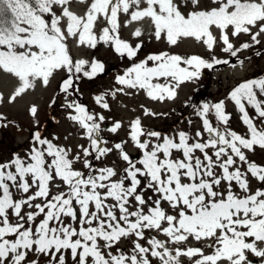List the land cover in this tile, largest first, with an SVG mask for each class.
<instances>
[{"label": "snow or ice", "instance_id": "6c2138e0", "mask_svg": "<svg viewBox=\"0 0 264 264\" xmlns=\"http://www.w3.org/2000/svg\"><path fill=\"white\" fill-rule=\"evenodd\" d=\"M78 2L86 4L83 14L71 10L73 0H0V70L18 80L9 102L62 73L49 108L63 95L59 106L86 140L59 143L30 107L28 144L0 159V264H264V164L248 156L264 149V75L229 93L244 134L229 126L223 100H189L199 126L188 119L175 131L155 130L137 116L127 139L110 143L102 133L118 134L122 121L102 128L105 115L72 98L78 82L105 73V63L74 57L69 44L102 43L128 62L115 77L120 87L95 95L102 109L111 110L108 97L125 89L175 101L184 84L230 63L216 56L217 47L229 57L264 47V0H212L210 8L200 0ZM145 20L149 39L171 47L194 39L208 56L167 49L141 56ZM133 23L140 25L135 43L121 38L122 26ZM12 123L0 114V127ZM190 239L200 246H189Z\"/></svg>", "mask_w": 264, "mask_h": 264}, {"label": "rangeland", "instance_id": "374dc122", "mask_svg": "<svg viewBox=\"0 0 264 264\" xmlns=\"http://www.w3.org/2000/svg\"><path fill=\"white\" fill-rule=\"evenodd\" d=\"M215 5L212 4V0H200V7L210 8ZM86 9V4L79 3L78 0H73L71 4V10L83 14ZM122 20L124 17L121 18ZM140 26L137 23H133L128 27H123L121 29V36L128 41L133 43L136 42L133 36L134 29ZM150 22L145 20L143 22V29L146 33L144 39L145 44L140 53L141 56L148 54L153 51L159 50H171L172 52L186 54V55H200L203 57L208 56L207 50L199 44L194 39H184L178 46L171 47L163 41H155L154 39H149L147 36L150 30ZM241 40H247L248 37L241 36ZM237 44L239 41L236 42ZM71 47V52L74 57H90L95 56L101 59L106 66L105 73L101 74L99 77L89 80L87 78L83 79L81 83V90L85 95V100L88 102L89 109L92 112L100 113L105 115L106 120L101 124L110 127L112 122L115 120L122 121L124 127L119 131L118 134L106 133L110 140L109 142L117 141L118 138L127 139L126 132L128 131L127 125L131 120L139 116L146 127L153 128L155 130L166 131L167 123L174 122L177 118L175 114L178 107L183 103V101L191 95L194 89H196L199 84H207V91H210L213 96L221 97L227 93L228 88L235 84L238 80L243 79L250 73L256 70L257 65L260 67L264 66V54L256 55L244 60V64L239 63L233 65L223 66L211 75L205 70L203 76L196 81L188 82L184 84L179 90L178 97L175 101H164L158 102L147 97L144 91H139L135 94H125L129 90L125 89V93H120L117 97H108V102L110 103L111 110H104L99 105L95 103L94 97L97 94L103 92H110L117 87H120L115 82V77L117 74H122L123 69L127 65L126 60H121L117 54L114 53L113 49L108 45L99 44L96 49H89L86 47L78 46L75 40H69ZM264 52V51H261ZM248 51H243L241 54H248ZM215 54L217 57L227 56L223 53L219 47L215 49ZM63 77L62 73L56 74L55 78L51 80L48 87L42 86V84L37 81L36 87L30 89L25 93L21 94L16 98L15 101L9 102L10 96L14 93L16 87H18V80L11 74L5 73L0 70V94L3 95V102H0V112L8 116L14 123L9 124L8 127L0 128V140L7 138L8 142L13 141L14 145H19L21 142L25 141L29 136V131L33 126V117L30 115V107L36 105L38 107V119L46 127L45 133L58 136L60 138L59 143L66 144L68 147H75L79 144H85L86 140L82 136V130L79 129L77 125L67 118L66 111L59 105L63 103L64 97L60 95L57 105L54 109H49V103L55 93H57L58 81ZM201 82V83H200ZM205 82V83H204ZM73 99L74 96L72 97ZM143 106V107H142ZM229 108H234L232 103L229 104ZM144 108L151 109L153 112L158 114V116H145ZM55 116V119L52 117ZM200 121L196 119L195 127L199 126ZM236 124L240 131L245 127L236 118ZM185 125V124H184ZM106 127V128H107ZM176 127H174L175 129ZM171 130V129H170ZM6 133V137L4 134ZM67 137V140L64 138ZM129 151L135 153V149L129 144ZM8 153H4L3 157L7 156ZM248 156L257 162L264 163V149L257 147L255 152H249ZM1 158V155H0ZM7 158V157H6ZM114 159V158H110ZM252 187L257 186L256 181H251ZM189 246H200L197 242L189 240ZM185 259L186 258H182ZM258 259V258H257Z\"/></svg>", "mask_w": 264, "mask_h": 264}, {"label": "trees", "instance_id": "16d2710c", "mask_svg": "<svg viewBox=\"0 0 264 264\" xmlns=\"http://www.w3.org/2000/svg\"><path fill=\"white\" fill-rule=\"evenodd\" d=\"M122 39H124L122 36H121ZM99 46V45H98ZM257 49L260 50V51H264V47H261V46H257ZM257 49H253V50H245V51H248L249 53L248 54H241L239 53L237 57H229V56H222V57H219V58H223V59H229L230 63L229 64H234V63H238L237 61L238 60H245L247 58H250V57H254L255 56V52ZM203 57V56H202ZM225 65H217L214 67V69H210V70H207L208 74L211 75L212 72H214L215 70L223 67ZM260 75H264V66L263 67H260L259 65H257L256 67V70L252 73H250L248 76H246L245 78L243 79H240L238 80L235 84H233L231 87L228 88L227 90V93L224 95V96H221V97H217V96H213V94L210 92V91H207V84L205 83L204 85L202 84H199V86L196 87V89H194V91L191 93V95L186 98L183 103L178 107V110L177 112L175 113L177 115V118L174 120V122H171V123H167V129L166 131H169L171 129V131H175L176 128H183L187 122L188 119H191L194 121V124H195V121H196V117L194 115V113L192 112V110L188 107H186V104L189 100L195 102V103H202V102H218L220 100H223L225 102V107H226V111L228 113L231 114V119L229 121V126L233 129V130H236L238 131L239 133L241 134H244L246 132V126L243 128L242 131H240L238 129V125L236 124V118L238 119V121L242 123L241 121V114L239 113V109L238 107L234 104L233 101H231L228 97H229V93L230 91L239 83V82H242L243 80L245 79H249V78H253V77H257V76H260ZM62 79V78H61ZM60 79V80H61ZM83 80H81L79 83V93H74V98L77 99L80 103L86 105L88 108H89V105H88V102L85 100V95L84 93L82 92L81 90V83H82ZM201 83V82H200ZM58 91V85H57V90ZM232 103L234 105V108H229V104ZM55 106H53V108H49L48 111H50L51 109H54ZM249 111H250V115L252 114V110L249 108ZM0 114H2L3 116H5L7 118L8 121H11L8 119V117L0 112ZM183 114V120H181V116ZM178 121H180L178 123ZM43 125V123H42ZM44 126V125H43ZM259 123H258V127H259ZM174 127H176L174 129ZM193 127H195V125H193ZM0 128H3L4 131H6L4 129V127H0ZM46 130V127L44 126V131ZM30 131H29V136L27 137V139L23 142H21L19 145H14V142L11 141V142H8L7 141V138H4L3 140H0V155H1V158L0 159H7L11 153L16 150V149H20L22 146H26L28 144V141L30 139ZM102 135L108 139L109 136L106 134V133H102ZM4 136L6 137V133L4 134ZM8 153L7 156H5L4 158L3 157V154L4 153ZM7 157V158H6ZM252 161H255L257 162L256 160H253L251 159ZM258 164H264V163H261V162H257Z\"/></svg>", "mask_w": 264, "mask_h": 264}]
</instances>
